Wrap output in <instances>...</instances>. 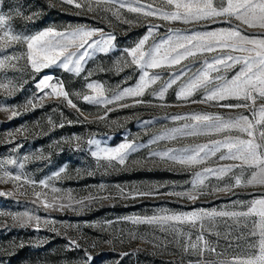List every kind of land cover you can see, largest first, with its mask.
I'll use <instances>...</instances> for the list:
<instances>
[{
  "label": "snow or ice",
  "instance_id": "6c2138e0",
  "mask_svg": "<svg viewBox=\"0 0 264 264\" xmlns=\"http://www.w3.org/2000/svg\"><path fill=\"white\" fill-rule=\"evenodd\" d=\"M60 2L88 13H102L105 16L111 14L117 20L121 18V10H126L137 17H153L168 24L191 25L190 28L184 29L169 28L165 35L160 36L161 25L147 24L146 34L135 41L132 47L124 48L122 56L114 65L118 73L125 68L132 69L136 74L134 85L118 86L110 91L102 83L91 81L94 73L88 71L85 77V90L88 94L74 95L86 103L104 106V116L97 118L100 120L105 119L107 113L114 110L108 105L132 107L143 104L146 93L161 101L157 106L168 107L164 101L169 89H175L177 101L227 109L226 115L207 111L169 115L167 119L172 122L183 123L177 127L162 128L159 134L153 135L148 141L149 145H158L161 141L174 142L183 137L210 138L203 143L150 151L144 159L159 160L169 165L172 170L178 168L190 173L191 179L187 182L189 189L170 195L191 202L205 195V188H210L215 193L235 196L240 188L264 187V0H160L162 7L154 6L155 0L152 3H144L143 0ZM54 6L49 2V7ZM40 16L38 11L26 15L20 7H10L8 12L0 10V91L6 97H12L23 89V83L8 76L9 71H19L18 64L22 59L33 73L32 79L37 90L24 105L0 103V112L9 113L8 121L37 107H43V101L49 96L61 99L79 113L80 110L70 98L63 81L56 80L53 83L51 75H44L36 80V74L56 66L79 76L85 71L88 60L96 54L107 55L117 48L115 32H105L99 27L77 25L60 30L52 25L31 34L16 32L12 28V21L17 17H22L30 23ZM122 22L132 23L126 19ZM218 22L226 24L227 27L197 30L198 27H207ZM256 29L260 31H249ZM20 46L23 51L17 53L16 49ZM131 78L129 76L126 79ZM196 95L200 96L199 101L194 99ZM126 98L131 99L133 103H121ZM47 123L50 125V131L64 126L63 122L56 125L51 117H48ZM67 123L71 124L72 121ZM148 123L150 122H145V126ZM28 131L27 127L21 126L15 129L14 133H8L7 136L11 139L4 142L12 143L17 134H25ZM72 140L77 141L74 148L79 150L80 137H73L67 142L71 144ZM87 144L90 150L94 146L91 155L97 162L103 160L109 166H126L130 154L145 147L135 140L127 139L115 147L102 146V142L94 138H90ZM20 147L22 145L16 144L13 152ZM29 159V156L17 159L11 155L0 158V183L10 180L21 187H31L34 198L30 203L34 206L43 207L49 212L71 210L80 213L96 200L112 198L90 195L73 200L70 193L61 194L60 189L52 187L50 191L54 195L49 199L48 193L43 189H49V183L59 178L61 173L65 172L66 166L37 181L23 171L25 162ZM6 166H15L19 171L13 174ZM213 180L217 182L216 185L212 184ZM220 183L224 186L219 187ZM37 187L42 190L36 191ZM100 187L104 188L103 185ZM117 191L119 196L125 199L159 194L155 185L134 186L130 191L117 186ZM15 195L13 191L0 190V197ZM20 195L25 193L21 192ZM256 195L259 198L248 201L233 200L229 206L220 210L200 208L169 213L168 210L161 209L160 214L122 219L132 224L156 226L161 232L171 235V240L167 243L161 242L157 247H167L170 244L175 246L180 258L172 264H184L186 256L191 257L188 264H264V192L254 194V197ZM0 218L11 220L9 224L7 220L0 219V228L33 227L34 230L40 231L43 225L44 229L56 235L62 234L55 227L54 219L42 218L31 210L0 211ZM111 224L112 221L105 222V225ZM219 225L226 231H213ZM69 227L78 228L77 225ZM63 235L67 241L64 245L65 251L82 250L84 257L81 264H94V257L82 248L77 239L68 236L67 231ZM131 235L136 238L134 234ZM209 236H215V242L208 239ZM221 237L224 247L220 244ZM48 242V238H37L31 246L40 247ZM91 246H96L95 241ZM10 247L23 248L25 244L21 242L16 245L13 241ZM8 254L12 255L14 252ZM0 264H3L2 260Z\"/></svg>",
  "mask_w": 264,
  "mask_h": 264
},
{
  "label": "rangeland",
  "instance_id": "374dc122",
  "mask_svg": "<svg viewBox=\"0 0 264 264\" xmlns=\"http://www.w3.org/2000/svg\"><path fill=\"white\" fill-rule=\"evenodd\" d=\"M49 2L55 6L49 7ZM143 2L152 3L153 0H143ZM154 6L162 7L163 5L160 0H155ZM10 7H20L26 15L37 11L41 13L39 19L30 23L22 17L15 18L12 21V28L16 32L31 34L52 25L60 30L69 26L87 25L103 28L105 32L114 31L117 36V48L107 55L96 54L95 57L88 60L85 71L79 76L56 66L43 69L41 73L36 74V80L44 75H51L53 83L56 80L63 81L73 103L77 104L79 113L68 106L66 102L54 96H49L43 101V107H37L35 110L28 111L11 121H8L9 113L0 112V158H7L11 155L20 159L29 156L30 159L25 162L23 171L37 181L51 176L52 173L66 166L65 172L49 183V189H43L48 193L49 199L54 195L50 191L52 187L60 189L61 194L70 193L73 200L87 198L90 195L112 197L111 199L96 200L89 208L80 213L71 210L49 212L43 207L34 206L30 203L34 198L31 187L27 185L21 187L10 180L7 183H0V190L16 193L13 197H0V211L23 212L31 210L42 218L54 219L55 227L62 233L56 235L44 229L43 225H41L40 231L34 230L33 227L0 228V249L6 250L0 251V260L3 264H81L84 251L64 250V245L67 243L63 235L65 231H67L68 236L77 239L82 248L94 257V264H117V262L119 264H172L180 258V253L175 246L170 244L167 247H157V244L167 243L168 240H171V235L161 232L156 226L132 224L122 218L152 216L160 214L161 209H166L169 213L186 212L200 208L220 210L229 206L233 200L248 201L259 198L258 195L254 197V194L264 192V187L249 186L237 189V194L233 196L215 193L210 188H205L206 194L200 196L197 201L191 202L170 195L173 192L189 189L190 185L187 182L191 179L190 173L178 168L172 170L169 165L159 160L144 159L150 151L163 150L165 147L203 143L210 138L207 136L183 137L174 142L161 141L158 145H149L148 141L153 135L159 134L162 128L177 127L183 123V121L172 122L167 119L169 115L200 111L226 115L228 114L227 109L213 105L177 101L175 89H169L164 101L168 107L157 106L161 104V101L146 93L143 97L145 101L143 104L132 107H119L117 104L108 105L114 110L108 112L105 119L100 120L97 118L104 116V106L86 103L74 95V93L88 94L85 90V77L88 71L94 73L90 78L91 81L102 83L110 91L115 90L118 86L129 87L134 85L136 82L134 71L125 68L118 73L114 65L122 56L124 48L132 47L135 41L146 34L147 24L161 25L159 28L160 36L165 35L169 28L184 29L190 28L191 25L168 24L153 17H137L126 10H121V18L117 20L111 14L105 16L102 13H88L73 6L63 5L60 0H0V10L8 12ZM125 19L132 23H123L122 21ZM221 27H227V25L218 22L207 27H198L197 30L207 31ZM16 51L17 53L23 51L22 46L17 47ZM18 68L19 71H9L8 76L19 83H23V89L16 92L12 97H6L0 91V103L24 105L36 93L35 82L32 79L33 73L26 66L25 60L19 61ZM129 76L132 78L126 79ZM194 99L199 101L200 96L196 95ZM231 102L235 103L236 101ZM121 103L131 105L133 101L126 98ZM48 117H51L56 125L63 122L64 126L56 127L50 131V125L47 123ZM67 121H72V123L69 124ZM145 122L150 123L145 126ZM21 126L27 127L29 131L25 134H17L12 143H5L6 139H11L7 134L14 133L15 129ZM73 137H80L81 147L79 150L74 148L77 141L72 140L71 144L67 142ZM90 138L100 140L102 146L115 147L127 139L135 140L145 147L131 153L126 166L115 164L109 166L103 160L98 163L96 158L91 155L94 146L90 150V146L87 144ZM16 144H20L22 147L13 152ZM37 157H49V159ZM6 167L13 171V174L19 171L15 166ZM212 184L216 185L217 182L213 180ZM101 185L104 186L103 189H101ZM148 185L157 186L159 194L125 199L120 197L117 191V186L125 191H130L134 186ZM218 186L223 187L224 184L220 183ZM35 190L41 191L42 189L37 187ZM21 192H24L25 195H20ZM0 219H5L9 224L11 223L10 218ZM106 221H112V224L105 225ZM69 225H77L78 228L69 227ZM89 225H99V227H90ZM213 231L224 232L226 230L222 225H219ZM131 234H134L136 238H133ZM37 238H48L49 242L40 247L31 246L35 244ZM207 238L214 242L216 240L215 236ZM13 241L16 245L23 242L25 247H10ZM93 241H95V247L91 246ZM107 241H111V243ZM220 244L221 247H224L223 237L220 238ZM13 252L12 255L8 254ZM123 253H127V255H122ZM190 258L186 256L184 264H188Z\"/></svg>",
  "mask_w": 264,
  "mask_h": 264
}]
</instances>
